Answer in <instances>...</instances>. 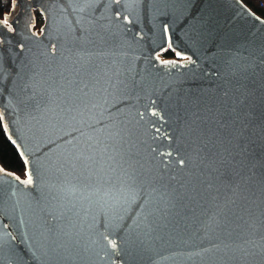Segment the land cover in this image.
<instances>
[{
  "label": "water",
  "instance_id": "water-1",
  "mask_svg": "<svg viewBox=\"0 0 264 264\" xmlns=\"http://www.w3.org/2000/svg\"><path fill=\"white\" fill-rule=\"evenodd\" d=\"M6 15L0 120L25 175L0 165V264H264L263 18L241 0Z\"/></svg>",
  "mask_w": 264,
  "mask_h": 264
},
{
  "label": "trees",
  "instance_id": "trees-1",
  "mask_svg": "<svg viewBox=\"0 0 264 264\" xmlns=\"http://www.w3.org/2000/svg\"><path fill=\"white\" fill-rule=\"evenodd\" d=\"M255 14L264 19V5H260L258 0H241ZM16 5V4H15ZM15 8V7H14ZM13 9L12 0H0V18H3ZM38 24L35 29H38ZM162 58H171L174 53L166 50L161 54ZM0 165L6 170L12 171L20 176L25 175V164L17 149L12 145L7 133L3 129L0 120Z\"/></svg>",
  "mask_w": 264,
  "mask_h": 264
},
{
  "label": "snow or ice",
  "instance_id": "snow-or-ice-1",
  "mask_svg": "<svg viewBox=\"0 0 264 264\" xmlns=\"http://www.w3.org/2000/svg\"><path fill=\"white\" fill-rule=\"evenodd\" d=\"M12 3H13V9H14V7H15V4H16V0H12ZM8 22V17H7V15L5 16V18H4V21H3V23H7ZM11 30V29H10ZM23 155V154H22ZM25 163H27V161H25ZM180 163H181V165L184 163V161L183 160H181L180 161ZM0 170H2V169H0ZM28 184H31L32 183V177H31V175L29 174L28 175V180L26 181ZM135 200H136V196L133 194V195H130V197L128 198V202L129 203H134L135 202Z\"/></svg>",
  "mask_w": 264,
  "mask_h": 264
},
{
  "label": "rangeland",
  "instance_id": "rangeland-1",
  "mask_svg": "<svg viewBox=\"0 0 264 264\" xmlns=\"http://www.w3.org/2000/svg\"><path fill=\"white\" fill-rule=\"evenodd\" d=\"M258 3H259V0H258ZM37 21H38L37 24L39 26L41 24V22H42L41 16H37Z\"/></svg>",
  "mask_w": 264,
  "mask_h": 264
},
{
  "label": "built area",
  "instance_id": "built-area-1",
  "mask_svg": "<svg viewBox=\"0 0 264 264\" xmlns=\"http://www.w3.org/2000/svg\"><path fill=\"white\" fill-rule=\"evenodd\" d=\"M259 4L260 5H264V1L263 0H259Z\"/></svg>",
  "mask_w": 264,
  "mask_h": 264
}]
</instances>
